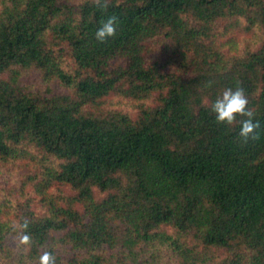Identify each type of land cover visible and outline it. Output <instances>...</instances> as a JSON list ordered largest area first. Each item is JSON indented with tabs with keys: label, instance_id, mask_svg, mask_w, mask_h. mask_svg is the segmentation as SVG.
<instances>
[{
	"label": "trees",
	"instance_id": "16d2710c",
	"mask_svg": "<svg viewBox=\"0 0 264 264\" xmlns=\"http://www.w3.org/2000/svg\"><path fill=\"white\" fill-rule=\"evenodd\" d=\"M2 174L0 264H264V0H0Z\"/></svg>",
	"mask_w": 264,
	"mask_h": 264
},
{
	"label": "clouds",
	"instance_id": "9594fccd",
	"mask_svg": "<svg viewBox=\"0 0 264 264\" xmlns=\"http://www.w3.org/2000/svg\"><path fill=\"white\" fill-rule=\"evenodd\" d=\"M94 3L101 9H107L109 6V0H94ZM117 24L118 18L115 15L102 21L96 31L97 39L103 42L108 37H114ZM248 104V98L242 88L235 90L227 88L213 103L212 111L215 113L217 123L220 124L233 125L237 122L238 117L246 118L240 120L239 135L245 140L257 139L258 134L255 130L260 127V124L259 121H254L255 113L248 107ZM29 240V236L24 235L21 242L28 244ZM39 264H56V257L51 252L45 251L39 258Z\"/></svg>",
	"mask_w": 264,
	"mask_h": 264
},
{
	"label": "rangeland",
	"instance_id": "374dc122",
	"mask_svg": "<svg viewBox=\"0 0 264 264\" xmlns=\"http://www.w3.org/2000/svg\"><path fill=\"white\" fill-rule=\"evenodd\" d=\"M0 177H1L0 178V186L2 188H5L7 191H9V189L13 188L15 186V184H18L20 182L17 180L15 182L14 177L12 175H9V174H2Z\"/></svg>",
	"mask_w": 264,
	"mask_h": 264
}]
</instances>
